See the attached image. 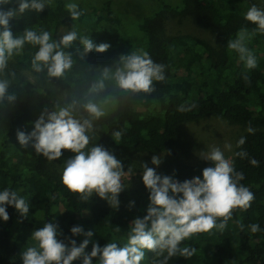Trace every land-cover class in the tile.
Returning <instances> with one entry per match:
<instances>
[{"label": "trees", "instance_id": "1", "mask_svg": "<svg viewBox=\"0 0 264 264\" xmlns=\"http://www.w3.org/2000/svg\"><path fill=\"white\" fill-rule=\"evenodd\" d=\"M155 1L148 14L130 24L112 0L98 6L88 0H51L50 4L45 0L42 12L26 11L10 21L14 37L22 35L25 29L38 33L42 29L56 41L70 31H76L78 39L70 49H65L72 53L75 63L64 77L49 78L50 82L18 78L10 83V92L16 94V100L0 104V191H16L30 205L27 218L21 217L13 206L6 207L9 220L0 219V264H23L22 253L37 244L31 237L33 231L45 223L58 225L60 239H75L77 245L86 237H73L70 232L73 226H81L84 232L92 231L86 249L90 253L92 242L101 247L112 242L123 246L132 220L147 214L150 193L142 175L125 181L118 208L96 194L87 202L81 201L61 179L66 160L74 153L62 150L59 161H48L33 148H23L16 136L17 130L30 132L46 108L55 110L59 104L57 92L66 104L73 99L82 100L107 60L139 50L148 52L155 63L165 66V81L155 82V91L150 95L121 93L114 83L106 82V90L95 99L112 101L115 105L105 117L94 122L88 147L103 146L122 161L124 171L133 170V165H138L141 171L143 163L154 167L153 155L175 149L183 123L219 117L242 126L245 131L236 137L231 163L244 175L240 184L254 194L251 207L246 211L235 209L223 232L213 229L182 242V247L195 248L196 253L190 258L173 256L168 264H264V33L245 19L253 5L264 10V0ZM68 3L78 5L83 13L79 19L72 20L65 7ZM4 7H17L16 0ZM168 13L191 16L217 36V44L198 35L167 34L163 19ZM63 26L66 29L61 34ZM244 29L250 34L246 46L256 57L255 69H247L239 54L227 47L228 41L236 39L237 33ZM84 36L96 44L108 43L110 48L104 53L93 50L81 59L76 50L83 51L79 38ZM38 47L25 44L22 54L14 55L11 63L33 70L31 59ZM181 106L190 110L181 112ZM117 131L121 133L118 139L113 135ZM242 137L245 143L238 146ZM238 152L247 155L240 157L236 155ZM138 154L144 159L135 160ZM253 159L258 166L251 163ZM211 166L212 162L205 159L189 164L176 155L162 159L156 172L183 182L197 176L202 178L203 169ZM240 224L244 225L243 230ZM252 224H259L260 231L252 233L249 227ZM162 258L146 251L141 264H154ZM93 264H99L98 260L94 258Z\"/></svg>", "mask_w": 264, "mask_h": 264}, {"label": "clouds", "instance_id": "2", "mask_svg": "<svg viewBox=\"0 0 264 264\" xmlns=\"http://www.w3.org/2000/svg\"><path fill=\"white\" fill-rule=\"evenodd\" d=\"M12 2L0 0V74L5 72L13 56L22 54L25 44H30L39 46L31 59V68L35 73L46 71L49 78L64 77L75 63L72 53L65 49H70L78 39L77 32L70 31L59 41L53 40L50 32L42 29L39 33L25 29L22 35L14 37L10 21L26 11L40 13L46 8V3L45 0H16L17 7H4ZM65 7L72 20L79 19L83 14L76 3H68ZM245 19L264 33V10L253 5L245 14ZM79 39L83 51L79 48L76 51L81 59L93 50L104 53L110 48L108 43L96 44L87 36ZM248 39L250 34L247 30H241L236 39L228 41L227 47L239 54L247 69H255L257 60L246 46ZM165 79V66L155 63L148 52L139 50L121 55L114 66L103 68L82 100L73 99L64 106L57 104L51 111L46 108L34 121L30 132L17 130V140L23 148H33L37 155L48 161L61 158L62 150L74 153L66 160L61 178L63 185L71 193L78 194L81 201L87 202L96 194L113 208H118L119 194L125 188L122 182L125 175L123 163L103 146L95 144L88 147L94 122L107 115L108 101H97L95 98L106 90V82L114 83L121 93L150 95L155 91L154 83ZM10 87L9 80L0 79V104L16 100V94L10 92ZM187 110L190 108H179L181 112ZM248 131L252 132V129ZM113 135L118 139L121 133L117 131ZM244 143L245 138L242 137L238 146ZM236 155L245 157L247 154L238 152ZM203 159L211 161L213 166L203 169L202 178L197 176L183 182L172 176L157 174L155 168L143 163L142 182L150 193V203L143 218L132 220L127 243L123 246L112 242L101 247L98 242H92L89 253L86 249L91 242L92 231L84 232L81 226H73L70 229L73 237H86L77 245L75 239H60L62 233L58 231V225L45 223L42 228L33 231L31 237L37 244L22 253L23 264H73L78 260L82 264H93L94 258L99 264H141L146 251L163 257L155 260L154 264H168L169 259L177 255L192 257L197 250L182 247V242L199 233H211L213 229L223 232L234 210H248L255 198L249 188L240 184L244 179L243 173L234 169L219 148H212ZM161 162L162 157L153 155V165L159 166ZM251 163L258 166L255 159ZM7 206H13L21 217L27 218L29 214V202L16 191H0V219L5 222L9 220ZM249 227L252 233L260 231L259 224ZM240 228L243 230L244 225L240 224Z\"/></svg>", "mask_w": 264, "mask_h": 264}, {"label": "rangeland", "instance_id": "3", "mask_svg": "<svg viewBox=\"0 0 264 264\" xmlns=\"http://www.w3.org/2000/svg\"><path fill=\"white\" fill-rule=\"evenodd\" d=\"M105 0H88L90 4L98 6ZM115 7H120L125 13L126 23L136 22L151 11L155 7V0H112ZM164 29L169 35L176 34H193L209 39L213 44H217V36L208 29L201 27L194 18L188 15H175L168 13L164 19ZM66 27L61 28V34L65 33ZM121 55H116L107 60L101 68L112 67L118 62ZM8 62V67L3 74H0V79H7L10 83L15 82L18 78H26L32 82H50L46 72L35 73L33 70L27 69L18 64ZM99 72V77L101 75ZM14 73V75H13ZM57 99L60 106L66 105V100L60 92H57ZM115 104L109 101L106 104L107 112L110 111ZM245 129L237 124H232L228 120L219 117H205L198 121L183 123L180 126V140L178 145L170 152L157 155L166 159L173 156L180 157L183 161L189 164H197L206 156L212 148H219L227 160L232 161V156L235 148L236 137L244 132ZM111 153V151H109ZM113 154V153H112ZM135 160L144 159L143 155H136ZM69 159V157H68ZM59 161V160H58ZM133 170L125 171L122 177L123 184L126 180L136 179L142 175L143 170L139 171L138 165H133ZM159 166L154 165L153 168L157 171Z\"/></svg>", "mask_w": 264, "mask_h": 264}]
</instances>
